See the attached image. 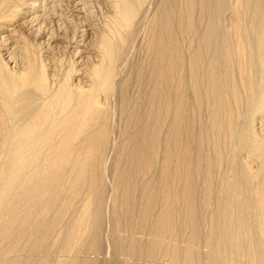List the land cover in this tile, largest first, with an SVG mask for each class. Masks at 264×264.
Listing matches in <instances>:
<instances>
[{"label":"bare ground","instance_id":"obj_1","mask_svg":"<svg viewBox=\"0 0 264 264\" xmlns=\"http://www.w3.org/2000/svg\"><path fill=\"white\" fill-rule=\"evenodd\" d=\"M97 1L0 0V264H264V0Z\"/></svg>","mask_w":264,"mask_h":264},{"label":"rangeland","instance_id":"obj_2","mask_svg":"<svg viewBox=\"0 0 264 264\" xmlns=\"http://www.w3.org/2000/svg\"><path fill=\"white\" fill-rule=\"evenodd\" d=\"M95 1H97V0H95ZM98 1H99V3H100L101 5H100L99 3H97ZM98 1L95 2V3L93 2V3H94V4H93V8H94V9H93V10H94V12H95V14H96V17H98V15L100 16V14H102L101 11H103V12L105 11V12H106V8H105V6H104V4H103V3H105V2H104L103 0H102V1H101V0H98ZM101 2H103V3H101ZM94 5H96V7H95ZM105 5H106V4H105ZM103 7H104L105 9H104ZM96 12H97V13H96ZM105 12H104V13H105ZM99 13H100V14H99ZM2 35H3V34H2ZM55 43H56V42H55ZM64 45H66V44L64 43L63 46H64ZM63 52H64V51H63ZM65 52L67 53L68 51H65ZM60 54H62V52H61ZM134 55H135V54H134ZM117 123H118V122H116L115 125H116ZM118 125H119V124H117L116 127H117ZM118 127H119V126H118ZM118 127L114 129V130H115V131H114V136H117V133H119V130H120V129H118ZM116 132H117V133H116ZM115 133H116V134H115ZM112 155H114V154H111V156H112ZM112 158H113V156H112ZM109 203H110V202H109ZM108 207H110V205H108ZM110 208H111V207H110ZM110 208H107V210H106V212H107V211L109 212V214H108L109 217H105L104 227H106V228L103 227V228H104V230H103V235H105V236H102V238H103V239L105 238V240H106V239H107V240L105 241V240L102 239V240L104 241V242H103V247H104V246H105V247H106V246H107V247L109 246V244H108V242H109V241H108V237L111 236V233H110V232H112L110 228H113L112 226L110 227V225H107L108 223H109V224H110V223H111V224L113 223V222H112V221H113V220H112V219H113V216H112V211L110 210ZM111 209H112V208H111ZM106 215H107V213H106ZM108 215H107V216H108ZM111 216H112V219H111ZM107 220H108L109 222H108ZM111 220H112V221H111ZM105 224H106V225H105ZM107 226H109L110 228H109V227L107 228ZM60 227H61V226H60ZM58 229H59V228H58ZM107 229H108V230L110 229V231H108V233H104V232H107V231H105V230H107ZM106 234H107V235L109 234V235L106 237ZM8 243H9V242L5 243L3 246H0V255H1L2 257H4V258L6 257V255H8V250H9V244H8ZM60 245H61V243H56V244H55V246L53 247V249H54V250L56 249V250L54 251L53 249H51V253L54 254V255H51V256H55V254H56L57 252H58V253L60 252V251L58 250V247H60ZM82 246H83V248L86 250V253H85V251H84L82 254H83V255H85V254L87 255V251L89 252L88 249H91V248H93V246H94V238L91 237V238L87 239L84 243H82ZM107 247H106V248H102V250L105 249V251H103V252H104V253L106 252V253H105L106 256L103 255V252H102V251H101L100 254H99L100 251H99V252H95V251H94V252L92 253V256H91V253L89 252V254L87 255V257L89 256L88 258H90V256H91V258H92L91 260L94 259V261H96V262H101V264H107L108 262H109L108 264H113L115 261L113 260V262H112V261H110V260H111V257H113L112 259H114V256H113V255L111 256V253H110L111 251H110V249L107 248ZM52 250H53V252H52ZM91 250H92V249H91ZM107 251H110V252H107ZM54 252H55V253H54ZM96 253H98V255H100V257H99L98 255L96 256ZM107 253H110V255L107 254ZM112 254H113V253H112ZM56 255H57V254H56ZM86 255H85V257H86ZM108 256H110V257H108ZM103 257H105V258L108 257V258H107L108 261L106 262V261H105L106 259H105V258L103 259ZM160 257H161L163 260H161ZM160 257L157 258V259H158L157 262H159L158 264H162V263L164 264V263H166V262H167L166 264L169 263V260H168L166 257H163V256H160ZM51 258H52V257H51ZM97 258H98V259H97ZM162 261H163V262H162ZM115 264H116V263H115Z\"/></svg>","mask_w":264,"mask_h":264}]
</instances>
